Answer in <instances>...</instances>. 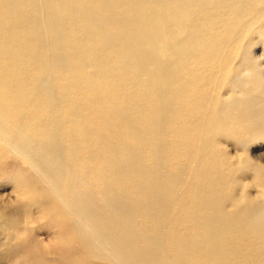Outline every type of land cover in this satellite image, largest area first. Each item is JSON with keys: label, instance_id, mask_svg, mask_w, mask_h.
Returning <instances> with one entry per match:
<instances>
[{"label": "bare ground", "instance_id": "obj_1", "mask_svg": "<svg viewBox=\"0 0 264 264\" xmlns=\"http://www.w3.org/2000/svg\"><path fill=\"white\" fill-rule=\"evenodd\" d=\"M263 30L264 0H0V160L46 183L79 264H264V190L229 191L222 147L264 115Z\"/></svg>", "mask_w": 264, "mask_h": 264}, {"label": "rangeland", "instance_id": "obj_2", "mask_svg": "<svg viewBox=\"0 0 264 264\" xmlns=\"http://www.w3.org/2000/svg\"><path fill=\"white\" fill-rule=\"evenodd\" d=\"M256 34L253 43L245 47L253 57L249 61L254 59L259 65V73L248 76L244 87L246 93L254 99L252 106L259 105L264 114V39L259 38V33ZM246 48L240 49L245 52ZM230 80L231 78L226 82ZM251 119L252 116L246 122L248 130L252 131L251 137L248 134L246 137L227 136L223 138L225 143L222 144L229 161L232 160L234 167L238 165L234 170L233 181L229 182V191L235 188L237 196L242 197L243 192L245 199L259 197L264 190L261 174L255 175L256 165L264 168V115ZM11 159L7 164L0 160V264H45L46 261V264H79L76 260L81 257L82 250L78 246V240L44 194L46 183L31 178L24 180L16 172L17 166L11 165L16 162L23 165L24 162L18 156L6 160ZM231 171L232 169H227L226 173ZM72 177L73 174L66 176L68 179ZM20 195L24 199L22 204L16 202ZM17 232L27 236L20 243L12 239Z\"/></svg>", "mask_w": 264, "mask_h": 264}]
</instances>
